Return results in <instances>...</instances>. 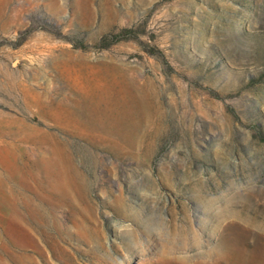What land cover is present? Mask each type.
<instances>
[{
	"label": "rangeland",
	"instance_id": "1",
	"mask_svg": "<svg viewBox=\"0 0 264 264\" xmlns=\"http://www.w3.org/2000/svg\"><path fill=\"white\" fill-rule=\"evenodd\" d=\"M0 264H264V0H0Z\"/></svg>",
	"mask_w": 264,
	"mask_h": 264
},
{
	"label": "trees",
	"instance_id": "2",
	"mask_svg": "<svg viewBox=\"0 0 264 264\" xmlns=\"http://www.w3.org/2000/svg\"><path fill=\"white\" fill-rule=\"evenodd\" d=\"M133 38H136V36L134 35V31L131 29H127V30L122 31L119 35H115L112 41H108V39L104 37L101 40L100 45L102 49L103 47L104 49H108L111 45H114L117 42H120V41L124 42V41L131 40Z\"/></svg>",
	"mask_w": 264,
	"mask_h": 264
}]
</instances>
